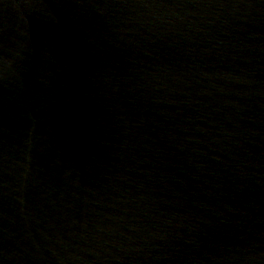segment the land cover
<instances>
[{
    "label": "water",
    "instance_id": "water-1",
    "mask_svg": "<svg viewBox=\"0 0 264 264\" xmlns=\"http://www.w3.org/2000/svg\"><path fill=\"white\" fill-rule=\"evenodd\" d=\"M0 264H264V0H0Z\"/></svg>",
    "mask_w": 264,
    "mask_h": 264
}]
</instances>
